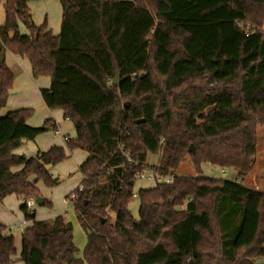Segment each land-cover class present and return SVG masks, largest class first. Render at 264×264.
<instances>
[{
    "label": "trees",
    "instance_id": "16d2710c",
    "mask_svg": "<svg viewBox=\"0 0 264 264\" xmlns=\"http://www.w3.org/2000/svg\"><path fill=\"white\" fill-rule=\"evenodd\" d=\"M30 1L0 0V203L15 195L31 223L23 264H264V193L242 182L256 126L264 127V0H59L58 35L47 19L34 23ZM4 50L27 58L35 78L51 77L41 96L72 121L68 150L89 155L82 190L67 196L87 235L84 260L64 214L37 219L26 206L41 197L39 181L57 185L46 166L68 153H16L25 139L59 129L52 119L28 125L33 109L1 115L15 82ZM149 155L161 164H147ZM186 158L198 177L177 173ZM204 163L236 178L201 177ZM152 170L175 173L135 191L137 175ZM16 253L0 224V264Z\"/></svg>",
    "mask_w": 264,
    "mask_h": 264
},
{
    "label": "rangeland",
    "instance_id": "374dc122",
    "mask_svg": "<svg viewBox=\"0 0 264 264\" xmlns=\"http://www.w3.org/2000/svg\"><path fill=\"white\" fill-rule=\"evenodd\" d=\"M30 9L33 15V21L36 25L42 24L46 19L49 23H56L58 22V18L56 21V17L61 15L62 6L58 3V0H33L30 1ZM59 11V12H58ZM60 19V17H59ZM5 21V9L3 3L0 4V25L3 24ZM246 30L249 31L252 28V25L250 23L245 24ZM28 28L25 25H21V33L27 34ZM10 53L7 50H4V57L6 58V55ZM16 75H18V68L16 66H13L12 68ZM120 81V80H119ZM23 93V92H20ZM11 97L9 102H7L6 106L2 108L1 113L4 115L7 112L13 111L12 107H15V99L18 100L19 98H24V95L17 94V90L14 92L13 89L10 93ZM18 95V96H15ZM34 99V95H32ZM130 103V102H129ZM1 114V115H2ZM41 114L40 109H36L34 111V116L28 123H37L36 120L39 118ZM61 114V113H60ZM62 115V114H61ZM39 120V119H38ZM69 125L71 123L67 122ZM39 126V124H38ZM40 127V126H39ZM53 131H49L45 134L40 135L38 138H36L34 141L29 142L26 145H23L22 153H25L26 155H30L35 153L39 148L44 150L48 146V144L45 142L46 139H49L51 136H53ZM71 138L74 137V133L72 130H69ZM256 155L253 161V165L248 173L244 176L242 179V182L251 187L252 189H255L257 191H260L264 193V127L257 125L256 126ZM63 146L66 145V142L64 141ZM39 147V148H38ZM78 151H76L74 154H71L65 161L57 164L51 169V173L55 175V178L58 177L57 185L53 187H48L45 185L43 181H39L37 183V187L39 188L41 192V197L50 201L51 206H43L38 205L35 202V208L34 211L37 212L38 217L41 219H51L56 214L62 213L66 216V218L72 222L73 225V233H74V244L78 249V257L84 260V252L85 247L87 244V235L86 232L82 229L80 224L78 223L74 208L72 203L68 202V204L65 206L64 200L70 194V198L74 195L72 191L76 190L80 184V178L81 175L78 171V164L81 162L83 163L87 157L82 158V156L77 157ZM147 164L149 165H159L161 164V158L159 155H149ZM203 174L201 177L205 178H213V179H224V180H231L236 178V172L233 170V168L229 167H220L215 166L210 163H204L203 164ZM18 169H15L14 171H17ZM174 171H171V174L174 175ZM177 173L192 176V177H198L195 167L193 165V162L190 160V158H186L180 165L179 169L177 170ZM32 181V180H31ZM148 186L147 182H140L135 184V191H138L141 186ZM12 203H10L9 199L6 201L9 205H13V211L16 215H13L12 219V225H17L21 222V219L19 218L20 214V206L22 205V201L17 200V197L15 195H12L11 199ZM138 205L139 200L136 197L135 201L131 204V211L132 214L138 218ZM16 227V226H15ZM12 233L14 234L17 253L13 256V263L12 264H23V262L20 260V253L22 249L21 244V231L18 227L12 229ZM264 262V260H263ZM84 264H88L86 261Z\"/></svg>",
    "mask_w": 264,
    "mask_h": 264
},
{
    "label": "crops",
    "instance_id": "0c3cea01",
    "mask_svg": "<svg viewBox=\"0 0 264 264\" xmlns=\"http://www.w3.org/2000/svg\"><path fill=\"white\" fill-rule=\"evenodd\" d=\"M58 3L61 4L59 0H58ZM29 6H30V3H29ZM59 17H60V19H59ZM57 18H58V22L51 23L49 21V23H48L49 24V28L53 31V33L55 35H58L60 33V31H61L62 10H61V15L56 17V21H57ZM5 60H6L7 65L10 67V69L13 72H14V70L12 69L13 66H16V68H18V70H19L18 71V75H16L17 73L14 72V74H15V82H14V86L12 88L13 91L15 92L17 90V94L25 96L24 98H19L18 100H16V99L14 100L16 102H15V107H12L13 108L12 110L15 111V110H18V109H33L35 111L38 108L41 111V114H40V116L38 118L39 120L38 119L36 120L37 123H33V122L32 123H28L32 119L31 118L27 122L28 125H30L32 127H39V126H42L47 119H52V120L55 121V123L57 124L58 129H59L58 132H54L53 131L52 132L53 136H51L49 139L45 140V142L49 146L46 149L42 150V149H40L38 147L39 149L37 151H35V153L30 154V155H26L25 153H22L21 150L23 148V145H26L29 142H31V141H28L27 143L23 144L19 149H17L16 153L25 154L27 157H32V156H36L39 152L48 151L52 147H62V148H64L67 151L68 157L71 154H74L76 151H78L79 153H78L77 157L82 156V158H84V159H85V157H87L86 158V160H87L89 155L85 151H82V150H79V149H75L73 151H69L68 150V142L76 139V136H77L72 121L64 116V112L62 110H50L46 106V104H45V102H44V100H43V98L41 96V90L42 89L50 88L51 81H52L51 77L42 76V77L35 78L33 76V74H32V68H31V64H30L29 60L27 58L15 55V54H13L11 52L8 53V55H6ZM20 92H23V93H20ZM32 95H34V99H33ZM15 96H18V95H15ZM10 97H11V95L9 96L8 102L10 100ZM8 113L9 112L5 113L4 115H7ZM67 122H69L71 124L69 125ZM38 124H39V126H38ZM69 130L73 131V133H74L73 136L74 137L71 138ZM66 138H68V140H66ZM64 141L66 142L65 146H63V144H62ZM83 163L80 162L78 164L79 173H80V167H81V165ZM51 172L52 171H50V174L52 175V177L54 179H58V177L55 178V175H53V173H51ZM80 175H81V178H80V184H81L83 177H82L81 173H80ZM80 184H79V186H80ZM147 184H148V186H143L142 185L141 187H143V188H151V187L154 186L151 183H147ZM11 197H12V195L7 196L4 199V201L2 203H0V224L6 226L7 229H9V232H11V233L13 231L12 230L13 228L18 227L19 230L21 231V237H22V233H23L24 229L27 228L28 226H30L31 223L27 222L25 220L24 213H23V211L21 209L22 205L19 208L20 211H21L20 214H19V218L21 219V222L19 224H17V225H14V224L12 225V223H10V222H12L13 217H15L13 215H16L14 213V211H13V208H14L13 205L14 204L9 205L6 202L9 199L10 203H12V200H10ZM65 198L66 199L64 200V204L66 206L68 204V201H67L68 199H67V197H65ZM17 200L19 202L18 198H17ZM33 211H34V209H33ZM34 212L36 213L37 219H41L40 217H38L37 212L36 211H34ZM59 214H62V213H58V214H56V216L59 215ZM12 235L14 236L13 233H12Z\"/></svg>",
    "mask_w": 264,
    "mask_h": 264
},
{
    "label": "built area",
    "instance_id": "2783aa9c",
    "mask_svg": "<svg viewBox=\"0 0 264 264\" xmlns=\"http://www.w3.org/2000/svg\"><path fill=\"white\" fill-rule=\"evenodd\" d=\"M66 140H68V138H66ZM172 178H173L172 175H162L152 170L138 174L136 177V183L147 182L156 185V184L170 183L172 181ZM79 190H82L81 186H79ZM74 197L75 194L72 196V198ZM26 206L30 211H33V209L35 208V200H28L26 202Z\"/></svg>",
    "mask_w": 264,
    "mask_h": 264
},
{
    "label": "water",
    "instance_id": "95a60500",
    "mask_svg": "<svg viewBox=\"0 0 264 264\" xmlns=\"http://www.w3.org/2000/svg\"><path fill=\"white\" fill-rule=\"evenodd\" d=\"M119 79H120V78H119V75L117 74V75L115 76V79L113 80V83H114V84H118V83H119ZM125 106H126V108H129L130 104L127 103ZM23 143H24V144L27 143V140L25 139V140L23 141ZM189 152H195V147L192 146V148L189 149ZM52 167H53L52 164H49V165L46 166V168H47L48 170H51ZM131 184H133V182H132ZM35 202H36V204H38V205H43V198H42V197H38V198L35 199Z\"/></svg>",
    "mask_w": 264,
    "mask_h": 264
}]
</instances>
